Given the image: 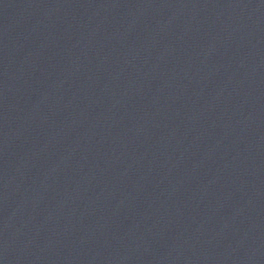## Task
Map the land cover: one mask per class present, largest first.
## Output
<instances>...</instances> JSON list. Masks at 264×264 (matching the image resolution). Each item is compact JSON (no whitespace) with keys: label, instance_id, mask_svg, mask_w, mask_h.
I'll return each instance as SVG.
<instances>
[{"label":"water","instance_id":"water-1","mask_svg":"<svg viewBox=\"0 0 264 264\" xmlns=\"http://www.w3.org/2000/svg\"><path fill=\"white\" fill-rule=\"evenodd\" d=\"M0 264H264V15L0 0Z\"/></svg>","mask_w":264,"mask_h":264}]
</instances>
